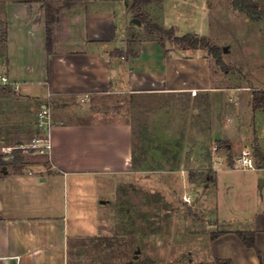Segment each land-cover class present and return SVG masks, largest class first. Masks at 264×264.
<instances>
[{
	"label": "crops",
	"instance_id": "0c3cea01",
	"mask_svg": "<svg viewBox=\"0 0 264 264\" xmlns=\"http://www.w3.org/2000/svg\"><path fill=\"white\" fill-rule=\"evenodd\" d=\"M47 4L59 8L50 50ZM0 14L6 32L0 58L18 88L11 87L19 111L13 115L22 122L36 119V127L40 110L47 107L51 112L48 168L38 175L34 171L38 168L18 173L7 166L6 173L0 174V264H70L71 241L75 238L77 243L88 213H79L72 223L65 198L61 200L65 189L79 190L107 180L120 185L134 174L132 125L103 117L94 102L126 94L193 90L212 94L209 60L201 49L165 48L155 39H144L136 46L133 21H129L134 16L125 0H0ZM190 63L204 70L196 76L198 87L180 73ZM258 86L264 90V80ZM255 112L264 118V107ZM211 119L213 136L228 139L216 137L213 115ZM230 124L237 125V117ZM245 142L241 150H251L254 142L264 156V127ZM232 146L231 142V151ZM231 151L224 152L229 157ZM255 160L258 165L251 170L225 162L224 172L238 167L250 173L238 188L247 194L239 208L222 200L218 169L224 163L216 167L221 203L214 216L222 234L209 242L215 261L264 264V161ZM238 232L252 237L253 245L248 246Z\"/></svg>",
	"mask_w": 264,
	"mask_h": 264
},
{
	"label": "rangeland",
	"instance_id": "374dc122",
	"mask_svg": "<svg viewBox=\"0 0 264 264\" xmlns=\"http://www.w3.org/2000/svg\"><path fill=\"white\" fill-rule=\"evenodd\" d=\"M255 1L264 6V0ZM125 2L133 18L141 21L140 26L131 23L136 46L144 39H162L170 49L178 45L168 37L148 34L144 17L172 32L174 38L186 34L208 38L221 49L227 68L219 67L201 49L209 60L212 94H126L94 102L103 117L132 125L134 174L120 185L107 180L79 190L75 186L65 189L61 200L65 198L72 223L79 213H88L77 243L72 238L70 264H217L209 254V242L222 230L215 227L214 216L221 203L216 163H224L218 169L222 200L239 208L247 194L238 188L250 173L238 167L224 172L225 162L235 164L246 138L254 131L257 135L263 132L264 118L250 106L249 95L262 90L258 84L264 80V21H253L235 10L232 0H143L138 10L132 8L133 0ZM3 33L0 14V57ZM188 65L180 73L198 87L201 83L196 76L204 70L197 63ZM13 91L0 88V159H6L5 167L11 171L38 168L34 171L40 175L48 168L47 153L32 144L46 132L33 127L36 119L22 122L13 115L19 112ZM212 115L213 133L229 140L213 136ZM234 117L237 125L230 124ZM253 146L254 142L251 151L257 159ZM2 169L0 174H5ZM96 204L100 205L96 208Z\"/></svg>",
	"mask_w": 264,
	"mask_h": 264
},
{
	"label": "trees",
	"instance_id": "16d2710c",
	"mask_svg": "<svg viewBox=\"0 0 264 264\" xmlns=\"http://www.w3.org/2000/svg\"><path fill=\"white\" fill-rule=\"evenodd\" d=\"M134 4L132 8L134 10H138L140 5L143 3V0H133ZM145 2L149 3V0H144ZM233 7L235 10L239 11L242 14L247 15L250 19L256 22H261L264 21V6H259L257 5L255 0H232ZM68 5V4H65ZM58 13H59V8L54 6L53 4H47V37H48V47L49 50L51 48V43H52V25L57 21L58 18ZM142 15V14H138ZM139 17V16H138ZM140 18V17H139ZM142 22L145 25V30L148 34L150 35H160L162 37H168L169 39H173L175 43L178 45H183L186 46L189 49H205L208 51L209 55L215 59L216 64L219 67H224L225 69L227 68L225 64L223 63L221 59V54L222 51L219 47L212 45L209 41L208 38L206 37H200L195 34H186L181 37H173V33L165 30L163 27L155 24V23H150L146 21V18L142 17ZM3 38H1V42L5 45L6 43V32H5V27H4V33H3ZM160 44L165 47L164 41L161 39ZM119 54H122V52H118ZM251 107L254 111H256L259 108L264 107V90L260 91H254L252 93V101H251ZM256 157L264 161V156L260 152L259 148L257 146L254 147ZM13 159H15V156H12ZM8 165V162L6 159L3 157L0 159V170ZM222 233H216L213 235V239L218 238ZM238 234L243 238L244 242L248 246L253 245V239L250 237L248 234ZM217 264H230L229 261H223V260H216L215 261Z\"/></svg>",
	"mask_w": 264,
	"mask_h": 264
},
{
	"label": "built area",
	"instance_id": "2783aa9c",
	"mask_svg": "<svg viewBox=\"0 0 264 264\" xmlns=\"http://www.w3.org/2000/svg\"><path fill=\"white\" fill-rule=\"evenodd\" d=\"M8 87H14V90H18L17 86H13L8 66L4 59L0 58V88H8ZM192 95H197V91H192ZM84 101V100H82ZM36 127L38 129L43 130V132H46L44 134L43 138H38L34 140V143L32 144L33 147L40 148L41 153H48L51 145V141L49 136L47 135V131H49L51 127V112L50 109L47 107H44L40 110L37 117V125ZM218 150V148H215V151ZM225 154V152H223ZM237 163L240 166V168L244 170H251L256 168V160L252 153V151L249 148H244L239 157L237 158ZM220 165L219 163H216V166ZM187 203H190L189 199H185Z\"/></svg>",
	"mask_w": 264,
	"mask_h": 264
},
{
	"label": "water",
	"instance_id": "95a60500",
	"mask_svg": "<svg viewBox=\"0 0 264 264\" xmlns=\"http://www.w3.org/2000/svg\"><path fill=\"white\" fill-rule=\"evenodd\" d=\"M131 4H133V3H131ZM133 23H135L136 25H138V26H140L141 25V21L140 20H138V19H136V18H134L133 19ZM227 51V48H225L224 49V52H226ZM8 159V158H7ZM4 172H6L7 171V167H3V169H2ZM263 184V180L262 181H260V186ZM234 229L237 231L238 230V225L236 224V226L234 227ZM6 264H9L8 262H6Z\"/></svg>",
	"mask_w": 264,
	"mask_h": 264
}]
</instances>
